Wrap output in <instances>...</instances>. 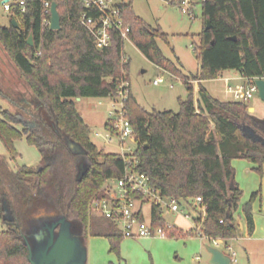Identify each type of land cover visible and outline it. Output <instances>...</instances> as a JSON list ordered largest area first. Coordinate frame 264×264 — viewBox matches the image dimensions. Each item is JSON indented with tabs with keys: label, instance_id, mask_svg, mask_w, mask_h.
<instances>
[{
	"label": "trees",
	"instance_id": "16d2710c",
	"mask_svg": "<svg viewBox=\"0 0 264 264\" xmlns=\"http://www.w3.org/2000/svg\"><path fill=\"white\" fill-rule=\"evenodd\" d=\"M53 1L61 15L58 29L43 24L44 0H26L24 9L16 6L9 12L8 25L0 23V44L33 96L28 103L14 99L21 107L16 113L2 112L0 141L12 160L19 156L15 142L24 137L41 154L37 165L14 170L0 153V219L7 225L0 230V264H31L23 236L26 219L37 205L47 202L82 231L86 244L90 236L105 237L111 251L119 254L125 238L110 218L90 208L94 197L104 196V183L123 175L124 157L92 141L91 126L76 104L79 97L116 94L121 82L129 78L130 60H122L124 40L112 31L110 45L98 47L80 22L84 2ZM119 6L131 28L130 39L161 68L181 74L187 89L177 112L148 111L130 89L126 110L138 142L137 169L148 174L165 196L187 199L201 195L206 204L203 233L209 238L233 240L241 233L235 212L242 195L234 180L233 160L248 159L257 164V171L263 170L264 118L250 111L249 101L219 97L203 81L227 70L238 71L245 78H264V0H202L205 25L195 48L201 68L192 78L163 53L158 38L167 40V34L160 26L154 27L137 15L132 0ZM13 18L19 27L12 24ZM208 21L211 27L207 29ZM30 35L34 45L27 42ZM192 79L199 82L197 100ZM24 118L34 122V127L25 121L22 128L14 124ZM246 128L254 134H245ZM69 139L85 153L74 152ZM81 162L86 170L78 180ZM258 194L254 192L242 205L250 235L255 231L253 202ZM196 222H201L200 218ZM153 224L166 225L157 207H153ZM194 235V229L180 227L169 233V237Z\"/></svg>",
	"mask_w": 264,
	"mask_h": 264
},
{
	"label": "rangeland",
	"instance_id": "374dc122",
	"mask_svg": "<svg viewBox=\"0 0 264 264\" xmlns=\"http://www.w3.org/2000/svg\"><path fill=\"white\" fill-rule=\"evenodd\" d=\"M123 0H115L119 3ZM128 1V0H125ZM134 10L137 15L145 19L150 25L160 26L167 34V40L158 38V44L166 57L174 61L181 73L189 76L198 74L201 63L197 57L195 48L200 43L199 34L204 29V19L202 13V0H191L192 14L182 11L180 0H132ZM0 23L8 25L10 17L2 7L0 0ZM124 51L129 57L130 65L126 83L132 89L134 96L138 99L148 111L157 110H180V98L187 96V89L182 80L181 74H173L148 59L145 54L130 39L124 41ZM231 71V70H230ZM228 73H232V72ZM163 76L164 81L160 84H154V80ZM195 85L196 80H191ZM205 86L214 90L220 97L223 95L219 90L224 88V82L221 80L206 81ZM0 87L8 93H16L20 97H25V92L32 95L25 79L20 76L17 68L0 44ZM30 96H28L29 98ZM195 98H198V92H195ZM22 99V98H19ZM111 98L109 97H84L82 100L76 99L77 108L81 112L84 120L91 126V138L94 143L104 148L106 151H120L119 147L113 143H108L105 135L97 136L95 132H106L105 119H107L110 108ZM250 107H254L253 113L264 118V100L256 92L249 100ZM29 113V110H27ZM29 127H34V123L24 118ZM17 127L22 128L21 119L14 122ZM126 146L136 147V142L127 140ZM19 156L12 160L7 153L4 145L0 141V153L9 159L14 168L22 165H34L41 160V154L37 146L28 143L26 138L18 139L15 142ZM235 167L234 180L242 189L240 206L235 212V219L240 224L242 230L241 236L218 246L226 253H237L236 262L230 264H264V166L261 172L253 169L255 163L244 158L233 160ZM259 192L253 202V213L255 221L259 224L256 229V236L245 234L246 219L242 211V205L250 200L254 192ZM146 218H150V206H146ZM58 212L47 202L35 207L32 214L26 219V230L33 242L34 251L41 246V240H37L38 235L46 233L41 227L45 221L50 218L58 217ZM166 218L185 228L192 225L191 220L182 216L173 214L166 215ZM7 225L0 219V230H5ZM263 234V235H262ZM47 235V233H46ZM197 236V235H194ZM92 236L88 240H92ZM190 237V236H188ZM198 237V236H197ZM186 237H168L167 239H134L124 238L120 245V253L111 251V245L105 237L94 236L97 245L104 248V255L100 257L101 264H211V254L207 250V245H216L212 240L196 243L190 246L176 245V242L183 241ZM200 238V237H198ZM89 241V242H90ZM178 242V243H179ZM231 246V249L227 247ZM88 264H91L93 252L87 244ZM103 249H100V251ZM196 256H199L196 259Z\"/></svg>",
	"mask_w": 264,
	"mask_h": 264
},
{
	"label": "built area",
	"instance_id": "2783aa9c",
	"mask_svg": "<svg viewBox=\"0 0 264 264\" xmlns=\"http://www.w3.org/2000/svg\"><path fill=\"white\" fill-rule=\"evenodd\" d=\"M82 1L85 9L81 12L80 22L92 33L98 47L110 45L112 31H117L124 41L130 40L131 28L124 22L119 6L120 2L116 3L115 0ZM52 3L53 0H44L43 2L46 15L43 21L44 25H51ZM25 4L26 0H2V7L8 14L16 6L24 9ZM180 5L183 12L192 14L191 0H180ZM122 60L126 63L129 57L124 53ZM256 79L245 78L244 83L233 84L226 78V91L234 100L249 101L258 92ZM163 81L164 77L159 76L154 80V84L158 85ZM129 94V84L123 80L119 85L118 92L108 96L111 98V103L105 121L106 132H95L97 136L105 135L108 143L115 142L120 149L115 152L124 157L126 165L122 176L111 178L104 183L102 187L104 196L94 197L91 200V211L110 218L122 231L125 238L169 237L170 231L178 227L166 218V215L173 214L191 220L192 226L189 229H194L198 237L212 240L216 245L226 242L222 238H209L203 233L202 221L206 217V204L201 195L187 199L165 196L152 183L148 174L137 169L139 158L135 151L138 142L126 110ZM128 139L136 142L135 148L126 146ZM147 205L151 209L149 219L146 218L145 207ZM153 207H157L162 212L166 220L165 226L153 224ZM196 218H200L201 222H196ZM227 247L231 249V246ZM230 256L231 262L237 261L235 251Z\"/></svg>",
	"mask_w": 264,
	"mask_h": 264
},
{
	"label": "water",
	"instance_id": "95a60500",
	"mask_svg": "<svg viewBox=\"0 0 264 264\" xmlns=\"http://www.w3.org/2000/svg\"><path fill=\"white\" fill-rule=\"evenodd\" d=\"M7 1V0H6ZM51 25L52 29H58L61 26V15L58 10V3L53 1L51 7ZM12 24L19 27L16 18L12 19ZM211 24L208 21L206 28H210ZM236 39V37H233ZM27 42L34 45L33 36L30 35ZM256 84L258 87L259 96L264 100V78H257ZM80 99V97L78 98ZM245 134L252 136L254 132L249 128L245 129ZM256 139L261 140L260 137L255 136ZM264 142V140H263ZM69 146L76 153H85L82 147L74 142L68 140ZM86 170L84 162L79 165V172L77 179L80 180ZM234 180H231V188H234ZM6 209V208H5ZM42 235H38L37 240H41V246L34 251L33 242L29 232H26L24 241L29 249V260L31 264H88V249L87 244L82 235V231L65 215L58 214V217L50 218L45 221L41 227ZM207 250L211 254V264H230L231 256L219 247L208 245Z\"/></svg>",
	"mask_w": 264,
	"mask_h": 264
},
{
	"label": "crops",
	"instance_id": "0c3cea01",
	"mask_svg": "<svg viewBox=\"0 0 264 264\" xmlns=\"http://www.w3.org/2000/svg\"><path fill=\"white\" fill-rule=\"evenodd\" d=\"M2 2V0H1ZM230 70H227V71H224L222 74L219 75V77L215 78V79H212V80H221L224 82V88H221L219 91L223 94V95H220V97H223L225 99H233L232 96L226 91V78H228L230 80V83H233V84H237V83H244L245 81V78L242 76L241 73H239L238 71H235V70H231L230 72L232 73H228ZM206 81H209V80H206ZM206 81H203L204 85L206 83ZM195 85H194V89H195V92L197 91L198 92V89H199V82L198 80L195 81ZM2 88V87H1ZM4 91V90H3ZM210 91L215 94L214 90H211ZM4 93L6 94H2L1 90H0V115L2 114V112L4 110H9L11 111L12 113H16L18 109H21V107L19 106L20 104L18 102H16L14 99H17L19 102H22V103H28L32 100L33 96L31 94H29V92H25V97H20L19 95H16V93H8L6 91H4ZM133 93V92H132ZM216 95V94H215ZM28 96H30L28 98ZM19 98H22V99H19ZM79 100H82V98H80ZM138 100V99H137ZM140 103V102H139ZM254 110V107H250V111L253 112ZM21 121H23L22 123V127H23V124H24V119H21ZM29 122V120H27ZM106 121V119H105ZM34 123V122H33ZM21 128V127H19ZM3 155V154H2ZM4 156V155H3ZM5 157V156H4ZM7 162L9 163L10 167L14 170H17V168H14L11 164H10V161L9 159L7 158L6 159ZM40 161V160H39ZM39 161L34 164V165H37L39 163ZM257 167V164L256 166H253V169H256ZM178 216V215H177ZM177 225V224H176ZM262 225L264 226V221L262 223ZM192 226V225H191ZM191 226L187 227L184 229V227L182 226H178L184 230H187L189 228H191ZM259 228V224L255 221V231L253 232L252 236H256L257 232H256V229ZM264 234V231L262 232ZM242 234V230H241V233L240 235L237 237V239L241 236ZM245 234H247L249 237L251 236L249 233H248V229H247V224H246V230H245ZM262 234V235H263ZM264 236V235H263ZM94 236H92V240H88V245L91 247V251L93 252V257H92V260H91V264H101L100 263V257L104 255L105 251H104V248H100L98 245H97V242L96 240L93 239ZM167 239L168 237L166 238H163V237H144V238H134V239ZM107 239V238H106ZM183 241H178L176 242V245L180 244V246L184 245V246H190V245H195L196 243H200V245H202V243L206 242L207 239H204V238H198L197 236H190V237H186L184 239H182ZM90 241V242H89ZM109 241V240H108ZM211 241V240H210ZM223 244H227V241L224 242V243H220L219 245H214L216 247L220 246V245H223ZM110 245V244H109ZM208 246V245H207ZM206 246V247H207ZM228 246V245H227ZM230 246V245H229ZM100 249H103L100 251ZM237 254V253H236ZM199 256H196V259H198ZM199 260V259H198ZM236 263H238V260L236 261ZM105 264V263H104ZM188 264H191L190 262Z\"/></svg>",
	"mask_w": 264,
	"mask_h": 264
},
{
	"label": "flooded vegetation",
	"instance_id": "af4514ba",
	"mask_svg": "<svg viewBox=\"0 0 264 264\" xmlns=\"http://www.w3.org/2000/svg\"><path fill=\"white\" fill-rule=\"evenodd\" d=\"M7 217H8V218H10V216H9V215H8ZM7 217H6V218H7Z\"/></svg>",
	"mask_w": 264,
	"mask_h": 264
}]
</instances>
